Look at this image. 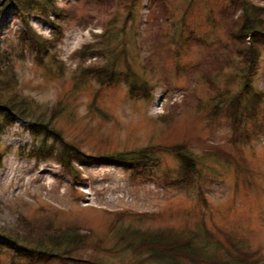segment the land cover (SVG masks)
Returning a JSON list of instances; mask_svg holds the SVG:
<instances>
[{"label":"rangeland","instance_id":"374dc122","mask_svg":"<svg viewBox=\"0 0 264 264\" xmlns=\"http://www.w3.org/2000/svg\"><path fill=\"white\" fill-rule=\"evenodd\" d=\"M52 1L58 9L75 12L74 17L69 14L58 19L56 35L51 26L55 19L52 14L32 12L21 17L10 4L3 9L0 63L2 69L12 67L16 76L13 89L45 117L44 123L52 122L64 136L65 144L77 145L82 151L73 157L70 166L46 152L41 158L34 156L39 147L47 151L56 143L60 148L62 139L46 138L44 127L37 125L39 121L32 122L21 115L3 127L4 116L0 113V264H29L24 249L13 246L7 235L30 242L27 238L40 239L41 227L49 225L55 229L74 226L80 234L97 240L106 238L112 244L118 233V229L116 233L110 230L112 221L123 213L126 215L120 228L132 225L142 229H193L204 212L209 228L217 225L236 232L252 247H262L264 258V110L259 119L262 133L250 135V142L240 146L241 157L237 156L248 173L237 175L233 165L209 157L205 150L224 146L231 137V126L223 118L211 126L210 121L200 117L203 108L214 102L210 99L213 92L202 80L203 70L218 74L224 88L225 80L241 64L230 25L242 12L227 23L222 16L226 0H163V7L152 3L159 15L153 17L150 0H139L135 19L125 24V7L119 0H113L107 9L96 0ZM252 2L264 6L258 0ZM187 12L186 20L195 37L205 42L187 45L174 59L169 51L178 47L174 40L177 42L181 36ZM110 19L117 27L113 29L115 55L121 52V40L126 35L132 68L152 88L148 100L131 99L125 84L110 90L111 94L107 91L97 98L98 106L109 115L103 119L92 106L98 83L79 81L80 59L72 57L85 46L91 47L87 50L101 48L103 21ZM25 21L33 28L32 33L43 40L54 41L57 37L54 46L42 42L43 64H38L33 49L23 39ZM107 60L106 55L89 57L85 66L102 67ZM259 60L254 86L264 92V49ZM120 63L124 68V59ZM231 88L236 89V85ZM262 100L260 108H264ZM61 104L64 109L53 117L54 109ZM184 141L194 145L192 150L201 160L199 186L180 187L184 183L175 181L180 162L170 153L160 155L161 163L151 174L144 173L140 166L131 169L99 157ZM69 150L75 149L69 146ZM202 198L207 206L200 203ZM143 213L157 216L139 220L136 215ZM23 219L33 225L26 227ZM92 257L112 263L131 260L128 252H94ZM39 264L61 263L52 260Z\"/></svg>","mask_w":264,"mask_h":264},{"label":"trees","instance_id":"16d2710c","mask_svg":"<svg viewBox=\"0 0 264 264\" xmlns=\"http://www.w3.org/2000/svg\"><path fill=\"white\" fill-rule=\"evenodd\" d=\"M94 1V0H93ZM104 4L105 8L111 6L113 0H96ZM227 7L223 10L222 16L225 21L231 22V18L236 16L238 12L242 15L231 22L230 31L234 40H236V53L241 57L237 71L225 80L226 87L222 88L223 81H218V74H211L207 70L202 75V80L209 86L213 95L210 97L213 104H209L203 108V113L200 116L210 121V125L214 126L219 119H225L231 126V137L224 146H210L206 148V153L209 157H214L216 160L224 161L227 164L233 165L238 173H248L244 170L241 161H237L242 155L241 145L250 142V135L258 136L262 133V125L260 123L261 114L264 108H260L264 92H259L254 86L255 75L260 67V55L264 49V6L255 4L252 0H226ZM264 2V0H258ZM120 5L125 7L126 13L125 24L133 21L135 18L136 6L139 0H119ZM151 14L154 17V8L152 6L161 4L163 0H150ZM155 3V4H154ZM10 4L14 6V10L21 17L30 15L32 12L49 16H55L51 22L52 29L56 35L57 21L60 17L66 15L75 16V12L65 11L56 8V4L52 0H0V15L5 7ZM163 7V4H161ZM69 12V13H64ZM187 14L182 20V32L180 38L174 40L178 47L170 50V54L174 59L179 58L184 48L191 43H199L203 45L205 41L196 38L195 32L187 23ZM158 17V14H155ZM114 21L110 19L103 21L104 33L99 35L103 43L101 48L92 47V50H87L91 47L85 46L73 55V59H80L78 66L77 79L85 83H98V88L94 92L93 111L101 114L103 119L108 118V113L98 106L97 98H102L105 93L111 94L110 90H114L123 84L129 88V96L131 99H146L151 95L149 81L142 75L134 72L132 64L128 59L126 49V35L121 40V52L117 55L116 47L112 46L116 33L113 29L117 27ZM26 30L23 35L25 42L29 43V48L33 49L36 61L38 64H43L41 52L43 47L42 42H46L50 46H54L55 40H43L42 36L32 33L33 28L28 21H25ZM236 27V28H235ZM58 31V30H57ZM124 32V31H123ZM187 34V36H186ZM185 35V36H184ZM249 41V42H248ZM206 46V45H205ZM208 47V46H207ZM106 55L109 57L107 64L99 66H85V62L89 57ZM82 59V61H81ZM124 59L125 67H121L120 61ZM121 64V65H120ZM233 64V61L230 62ZM200 65V63L198 64ZM3 64L0 63V113L4 116L3 127L14 123V117L21 115L32 122L39 121L37 125L43 126L46 138L54 137L57 141L62 139L59 144L56 143L48 146L47 151H42L39 147L35 150L34 156H42L44 152L50 156L57 157L58 161L65 166H70L73 157L79 154L82 149L77 145L65 144L64 136L55 130L52 122L44 123L42 114L39 115L36 108H31L27 99L20 97L13 89L16 76L12 71V67L2 69ZM180 65L177 64L179 72ZM185 68V66H184ZM2 69V70H1ZM186 69H183L185 71ZM239 70V71H238ZM179 75V73H178ZM236 85V89L231 86ZM108 91V92H107ZM199 106V105H197ZM201 108V106H199ZM197 108L198 113L200 109ZM64 109L62 104L54 109V116L59 115ZM205 110V112H204ZM197 112V111H196ZM200 118V119H201ZM2 127V128H3ZM39 132L38 129L32 130ZM45 138V137H44ZM45 143V142H44ZM73 147L75 150L67 151V147ZM193 144L188 141L179 142L177 144H156L146 148H141L138 151L114 152L100 154L99 157H105L111 162L122 163L125 167L131 169L141 167L144 173L151 174L150 171L161 163L160 155L170 153L175 156L180 162V167L177 171V183L180 187L200 185L201 170L199 171L200 158L193 152ZM208 151V152H207ZM240 154V155H239ZM41 158V157H40ZM43 158V157H42ZM44 159H47L45 157ZM77 159V158H75ZM138 169V168H137ZM168 178V177H166ZM183 185V186H182ZM200 203L207 206L206 199H200ZM125 213L117 214L110 230L116 233V240L112 244L106 238L92 239L91 235L80 234L79 230L74 229V226L67 228H51L52 225L41 227L40 239L27 238L31 240L27 242L7 235L6 237L14 246H21L24 257L28 259L29 264H39L42 261L57 260L61 264H263L262 247L254 248L248 244V241L240 238L236 232L224 229L217 225L209 228L205 221L204 212L202 219L193 229H176L174 227H162L157 229H142L134 228L132 225L120 228L119 224L125 218ZM139 220L145 218H154L155 213H143L136 215ZM26 227L30 228L32 221L23 219ZM110 232V231H109ZM26 242V243H25ZM28 243V244H27ZM94 252L103 253H130V260H123L120 263H112L108 261H99L92 257Z\"/></svg>","mask_w":264,"mask_h":264}]
</instances>
